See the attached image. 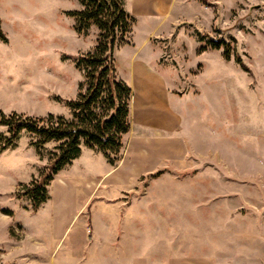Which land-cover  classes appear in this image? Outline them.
I'll list each match as a JSON object with an SVG mask.
<instances>
[{"label":"rangeland","instance_id":"obj_1","mask_svg":"<svg viewBox=\"0 0 264 264\" xmlns=\"http://www.w3.org/2000/svg\"><path fill=\"white\" fill-rule=\"evenodd\" d=\"M80 9L78 0H0L6 38L0 40V112L71 118L66 100L77 97L83 75L63 56L92 51L98 36L95 25L85 35L75 31V18L66 11ZM128 14L126 41L140 44L153 25ZM168 16L151 43L172 70L178 97L186 91L182 67L192 66L193 73L198 62L211 65L206 74L214 75V87L201 86L202 119H213L219 108L235 116L236 146L218 136L213 143L229 159L228 177L236 181L182 184L180 160L172 159L121 184L115 164L81 144L82 155L53 176L48 199L33 211L19 195L22 185L38 176L56 143L37 152L22 130L14 147L0 149V264H132L120 260L125 252L109 247L110 237L112 244L126 238L138 243L140 264H264V0H173ZM208 39L224 40L228 57ZM114 58L123 74V52ZM7 134L0 125V135ZM153 153L150 167L158 164ZM124 206L143 210L135 239L111 215L110 223L98 222L103 233L92 245V212Z\"/></svg>","mask_w":264,"mask_h":264},{"label":"crops","instance_id":"obj_2","mask_svg":"<svg viewBox=\"0 0 264 264\" xmlns=\"http://www.w3.org/2000/svg\"><path fill=\"white\" fill-rule=\"evenodd\" d=\"M172 5L173 0L125 1L124 7L128 13L142 15L153 26L140 44L126 41L113 51V56H116L120 51L124 54L125 69L123 74L118 72L117 76L131 89L129 128L121 137L120 160L115 163V170L118 172L115 177L116 182L135 183L141 176L172 159L180 160L182 169L180 181L182 184L191 182L205 187L208 183L235 182L236 180L228 177L232 173L228 163L229 159L222 154L224 152L221 148L213 143L215 139L213 136H218V139L223 138L236 146L234 141L237 131L235 116L231 119L226 110L220 111L219 108V113L216 115L214 113L213 119L210 116L202 119L204 111L200 106L201 86L210 83V86L214 87V75L206 74L207 68L209 70L211 65L198 62L195 64L196 68L193 73H190L192 66L187 64L186 68L182 67L183 79L181 81L186 91L178 97L173 92L175 84L173 72L165 63L159 61L160 52L151 43L150 39L155 36L154 30L165 18L169 17ZM179 18L178 16L175 20L177 21ZM147 46L149 47L145 49ZM189 86L191 88L194 86L195 89L190 90ZM178 99H180V106L177 105ZM189 99L196 101L197 108L190 106ZM219 123L224 125L221 127L225 129L224 131L217 127ZM201 124L208 126H204L207 131L202 132ZM153 151V154L158 158L156 167H150L148 164V158L151 157ZM81 155L82 153L79 156ZM103 211L96 209L92 212V236H94L92 245L95 244L98 235L103 233L97 226L98 222L106 223L107 221L110 223L111 215H114L115 218L118 215L117 221L125 228L129 226V233L134 234L135 239V230L137 234L140 223L144 220L140 218L142 208L124 206ZM111 211H114V214ZM104 215L108 217L105 218ZM108 239L110 240L109 247L117 255L122 252L127 254L126 256L118 255L120 260H129V263L140 264L141 256L138 243L135 245L134 242L131 243L126 238L124 241H117L118 244H112V237Z\"/></svg>","mask_w":264,"mask_h":264},{"label":"trees","instance_id":"obj_3","mask_svg":"<svg viewBox=\"0 0 264 264\" xmlns=\"http://www.w3.org/2000/svg\"><path fill=\"white\" fill-rule=\"evenodd\" d=\"M78 1L82 9L66 11L75 18V31L85 35L89 27L95 25L98 36L92 51L63 56V59H72L83 75L77 97L66 100L71 118L49 113L43 119L0 112V125L8 132L0 135L1 150L14 147L22 130L32 136L30 143L37 152L47 142L56 143L49 153V162L38 176L22 185L19 195L30 201L33 211L48 199L47 185L53 176L78 158L81 144L101 152L108 163L114 165L122 147L121 137L129 128L131 89L117 76L113 51L131 32V16L124 8V0ZM0 40L6 41L1 30ZM206 42L214 49L223 47L224 57H228L224 40L208 39Z\"/></svg>","mask_w":264,"mask_h":264}]
</instances>
